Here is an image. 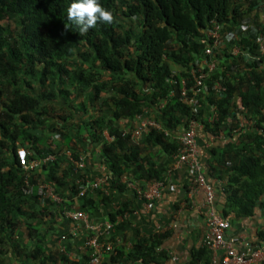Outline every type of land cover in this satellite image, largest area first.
<instances>
[{"label":"trees","instance_id":"1","mask_svg":"<svg viewBox=\"0 0 264 264\" xmlns=\"http://www.w3.org/2000/svg\"><path fill=\"white\" fill-rule=\"evenodd\" d=\"M70 2L0 0V262L10 253L18 264H87L85 253L69 256L66 244L64 251H46L54 216L81 209L90 217L103 207L107 219L121 218L116 230L133 206L129 199L112 205L103 189L78 195L74 168L83 154L77 144L87 139L99 146L108 189L122 193L130 190L128 182H166L158 160L177 152L175 133L191 119L208 134L228 138L202 162L207 181L225 180L222 191L235 216L264 217V0H99L112 22L82 34L66 20ZM213 22L220 44L208 55ZM198 67L208 75L193 107L180 100V79L190 84ZM210 108L217 117L208 123ZM139 114L159 121L168 134L149 127L133 142ZM239 115L252 123L241 126ZM120 121L134 124L123 129ZM19 148L28 160L54 158L24 169ZM40 179L52 183L60 202L38 198ZM26 182L30 194L23 192ZM169 235L166 229L137 237L128 249L116 246L103 264L161 261ZM257 236L264 239V223ZM190 253V264H210L206 246Z\"/></svg>","mask_w":264,"mask_h":264},{"label":"built area","instance_id":"2","mask_svg":"<svg viewBox=\"0 0 264 264\" xmlns=\"http://www.w3.org/2000/svg\"><path fill=\"white\" fill-rule=\"evenodd\" d=\"M220 27L213 22L211 28L207 31L208 36L212 38V45L205 49V53L213 55V48L220 44ZM239 51L238 47L233 49V53ZM259 52H264V42L259 43ZM210 70L215 67V62L212 60L207 63ZM207 72L201 67L190 71L192 82L189 84L185 77L180 79V100L183 103L194 105L198 102V94L203 91V83L207 78ZM164 102L160 106H164ZM211 108L204 114L206 122L211 123L216 119L215 112H209ZM209 112V113H208ZM252 123L251 120L239 115V124L241 126ZM154 128L168 134V131L163 128L162 124L150 117H145L143 114L137 115L134 127L130 130L133 142L137 143L140 136L147 128ZM203 127L202 122L196 120H189L185 127L177 130L175 137L179 142L177 152L171 156L173 163L170 169H175L184 164L188 167V173L191 175L192 183L195 188L201 189L205 196V233L201 240V245L206 246L210 252V264H264V239L251 240L247 239L243 234H233L227 236L229 229V221L216 208L215 205V190L213 183L207 181L204 173V166L199 158V149L197 143L198 129ZM104 137L107 140H112L107 131L104 132ZM70 151L67 150L65 155L71 158ZM16 156L19 164L24 169H34L38 167L39 163L52 160V154L47 155L43 160L35 161L28 160V152L24 148H19L16 151ZM104 166V165H103ZM76 173L75 185L78 195L92 192L97 189H103L109 181V174L104 170L100 175H91L85 167V156H80L74 168ZM219 181L218 179H215ZM167 182L151 180L147 182L144 187L135 182H128V188L135 194L138 199L146 202H151L159 199L165 188ZM36 187V195L38 198H46L53 202H60V197L55 193V189L50 181L37 180L34 184ZM33 191V186L27 182L23 189L24 193L30 194ZM126 214L124 215V217ZM68 220L71 223H79L86 228L89 233L85 235L82 250L87 255V264H103L105 257L114 252V245L111 240V235L115 227L121 222L118 217L115 221L105 219L93 223L89 215L81 209H64L60 214L54 216V221ZM65 234L59 236V250L64 251L66 246L62 241H67ZM68 255L70 253L68 251Z\"/></svg>","mask_w":264,"mask_h":264},{"label":"crops","instance_id":"3","mask_svg":"<svg viewBox=\"0 0 264 264\" xmlns=\"http://www.w3.org/2000/svg\"><path fill=\"white\" fill-rule=\"evenodd\" d=\"M134 121V120H133ZM133 122L120 121L119 128L129 129ZM224 135L213 136L208 134L203 127L198 129L197 143L199 158L205 163L211 156V147L225 146ZM55 145V144H54ZM85 156V167L91 175H100L105 167L99 160V146L89 142L87 139L83 144H77ZM54 147V146H53ZM56 154L61 151L56 149ZM162 158V157H161ZM173 163L172 157H164L158 160V164L165 168L166 188L162 196L154 201L146 202L132 195L130 190L117 193L108 189V185L103 186V190L113 196L112 205L117 206L121 201L129 199L132 203V211L126 213L125 219L119 229L112 233V243L114 248L123 245L128 249L138 237L148 236L155 232L170 230V235L162 242L161 247L167 254L161 261H152L148 264H190L191 250L201 246L205 227V196L201 189L195 188L192 183L188 167L182 164L175 169H170ZM215 190V205L218 211L229 221L227 236L233 234H243L247 239L259 240L257 233L264 223V217L256 213L252 217H237L234 212L227 207V197L222 191L225 180L216 181L209 178ZM111 204L109 206H111ZM93 223L107 219V209L101 207L99 211H94L90 215ZM89 231L79 223H71L62 219L52 223V233L48 235L46 251L56 249L59 246V236L65 234L70 256L79 258L83 255L82 243ZM9 255H11L9 253ZM134 261L132 264H139ZM194 264V263H193ZM203 264V262H198Z\"/></svg>","mask_w":264,"mask_h":264},{"label":"clouds","instance_id":"4","mask_svg":"<svg viewBox=\"0 0 264 264\" xmlns=\"http://www.w3.org/2000/svg\"><path fill=\"white\" fill-rule=\"evenodd\" d=\"M112 19V13L101 7L99 0H71L67 8L66 20L81 34L97 23L110 24Z\"/></svg>","mask_w":264,"mask_h":264},{"label":"rangeland","instance_id":"5","mask_svg":"<svg viewBox=\"0 0 264 264\" xmlns=\"http://www.w3.org/2000/svg\"><path fill=\"white\" fill-rule=\"evenodd\" d=\"M2 22L3 23H6V21L3 19L2 20ZM174 69H177V67L175 66L174 67ZM73 92L71 91L70 92V96H72L73 94H72ZM59 104H60V102H61V100L59 99L58 101H57ZM56 102V105L58 104ZM91 110H87V112L89 113ZM87 115H84L83 117H79L78 115H74V117L75 118H78V119H80V118H85ZM17 261L13 258V256H11V255H9V254H6V255H3L2 256V260H1V262H0V264H18V263H16Z\"/></svg>","mask_w":264,"mask_h":264}]
</instances>
